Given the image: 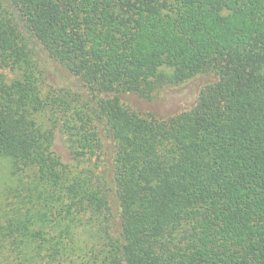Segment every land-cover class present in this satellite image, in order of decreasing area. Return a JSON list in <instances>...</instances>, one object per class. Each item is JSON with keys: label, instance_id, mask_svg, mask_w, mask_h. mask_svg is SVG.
Returning <instances> with one entry per match:
<instances>
[{"label": "trees", "instance_id": "1", "mask_svg": "<svg viewBox=\"0 0 264 264\" xmlns=\"http://www.w3.org/2000/svg\"><path fill=\"white\" fill-rule=\"evenodd\" d=\"M0 264H264V0H0Z\"/></svg>", "mask_w": 264, "mask_h": 264}, {"label": "rangeland", "instance_id": "2", "mask_svg": "<svg viewBox=\"0 0 264 264\" xmlns=\"http://www.w3.org/2000/svg\"><path fill=\"white\" fill-rule=\"evenodd\" d=\"M51 73L47 79L53 86L66 84L78 87L68 73L57 69L55 64L48 62ZM206 82L202 78L191 79L179 86L169 87L157 94L153 99L146 100L130 93L120 94V101L127 107L138 112H151L157 117H166L178 111L188 109L194 103L200 87Z\"/></svg>", "mask_w": 264, "mask_h": 264}]
</instances>
